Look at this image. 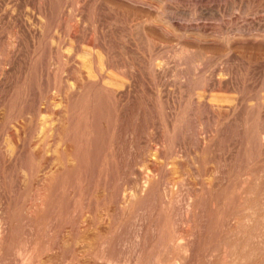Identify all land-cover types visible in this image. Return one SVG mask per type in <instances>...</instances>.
Instances as JSON below:
<instances>
[{"label": "rangeland", "instance_id": "obj_1", "mask_svg": "<svg viewBox=\"0 0 264 264\" xmlns=\"http://www.w3.org/2000/svg\"><path fill=\"white\" fill-rule=\"evenodd\" d=\"M0 264H264V0H0Z\"/></svg>", "mask_w": 264, "mask_h": 264}]
</instances>
